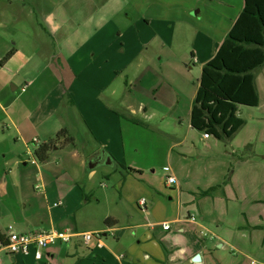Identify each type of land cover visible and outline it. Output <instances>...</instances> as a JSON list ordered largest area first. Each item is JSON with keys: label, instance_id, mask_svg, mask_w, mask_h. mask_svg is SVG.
I'll return each mask as SVG.
<instances>
[{"label": "crops", "instance_id": "1", "mask_svg": "<svg viewBox=\"0 0 264 264\" xmlns=\"http://www.w3.org/2000/svg\"><path fill=\"white\" fill-rule=\"evenodd\" d=\"M37 1L44 24L28 28L22 17L0 19V237L6 241L11 231L56 229L70 232L73 238L47 249L31 247L28 255L1 252V264L175 263L184 260L187 247L181 243L185 236L194 240L186 255L189 262L201 254L199 264H213V250L200 232L208 229L206 221L212 218L207 202L214 191L203 193L214 186L202 190L198 185L203 180L198 179L194 160L200 143L206 144L211 137L204 138L191 125L197 90L191 106L182 107L185 86L163 66L166 47H173L177 36L188 37L194 6L173 2L166 7L164 0H81L78 18ZM64 2L72 7L79 1ZM129 3L141 7L140 15L133 20L127 13L126 21L119 23L118 16ZM225 5L219 27L203 29L196 24L192 69L202 71L216 55L245 0H228ZM17 35H21L19 42L8 41ZM42 50L46 54L39 60ZM11 51L13 56L2 63ZM51 70L71 73L70 81L66 76L54 84L39 81ZM166 87L173 91V98L160 95ZM158 115L173 120L174 128L152 126L149 122ZM141 124L163 140L158 148L166 173L163 183L156 182L154 172L147 175L153 164H141L130 151L129 137ZM63 129L74 138L75 147L62 153L56 147L52 160L32 164L31 153ZM99 151L111 165L114 162L138 173L120 177L107 173L111 186H102L101 167L88 164ZM135 151L140 153L138 148ZM168 175L177 182L168 184ZM142 199L146 209L140 205ZM196 207L206 208L201 211V222L193 223L188 209ZM109 218L112 226L106 224ZM165 223L171 224L169 230H164ZM89 232H101V242L87 243L79 236ZM238 233L248 247L256 249L253 232L239 226ZM217 245L224 247L221 242Z\"/></svg>", "mask_w": 264, "mask_h": 264}, {"label": "rangeland", "instance_id": "2", "mask_svg": "<svg viewBox=\"0 0 264 264\" xmlns=\"http://www.w3.org/2000/svg\"><path fill=\"white\" fill-rule=\"evenodd\" d=\"M39 1L43 2V6L45 7L51 6V8H54L58 6L63 14L67 16L76 15L78 18L77 10L80 11L83 2L81 0H74L79 2L69 7L64 0ZM164 1L166 7H172L173 2H178L184 6H194L190 15L194 19L192 23L195 27L191 24V28H188L190 31L187 38L177 36L173 47L168 45L163 56V66L170 68V71L185 86L183 89L182 107L187 108V106H191V98L196 95V90L198 92V84L202 75L199 67L192 69L195 64L191 62L193 60L192 45L194 44L196 24L203 29L205 27L209 29L210 26L212 28L219 27L224 17L223 14L227 11L225 3L228 0ZM36 4H38L36 0H0V19L2 16L8 19L22 17L28 28L34 27L35 24H38L37 22L44 24V19L40 16ZM139 8L135 6V3H129L126 9L119 14V23H121L120 21H126L125 14L127 13L131 15L133 20L137 18L141 13ZM159 10L161 8L152 9L151 11L155 12ZM175 12L177 13L178 11ZM150 16L153 17L152 13ZM0 34H2V30H0ZM3 34L5 33L3 32ZM20 37L21 35L13 36L8 41L14 44L16 41H20ZM45 52L42 50L39 53V60L45 56ZM61 76H66V80L68 81L71 79V73H61L60 71L51 70L47 76H42L39 81H47L50 84H54L56 81L61 80ZM257 89L260 96L259 106L239 107V115L246 121V125L237 136L229 142L221 141L211 136V139L206 144L200 143L196 159L193 158L199 167L200 174L198 175V179L203 180L198 184L202 187V190L208 186H217L207 202L212 211V218L206 221L208 229L203 230L209 235L207 239L209 246L213 250L211 257L213 264H249L250 262L261 264L258 259L264 260V245H262L263 243L261 244L264 240V67L257 74ZM172 92L171 89L166 87L164 90H160V95L163 94L167 98H173ZM150 109H153V107L150 106ZM161 117V115H158L149 123L154 127L174 128L175 122L173 120H162ZM184 120L185 122L188 121L186 115L184 116ZM132 134L133 136H130L128 140L130 151L132 154L136 153L137 159L141 164H153V169H149L146 172L147 175H152L151 173L154 172L156 182L160 183L161 181L163 183L166 173L163 171L162 158L160 151H158V148L163 146L162 138L150 130L148 131L143 124H141V128L135 129ZM79 143L84 145L83 141L79 140ZM137 148L140 150L139 154L135 151ZM63 150L59 148L60 153ZM53 153L54 150L52 151ZM99 167L102 169L99 182L104 187L111 186L107 173L110 175L115 173L114 175L119 177L127 174L136 175L138 173H130L129 168L122 167L114 162L111 165L108 161H105ZM190 186L194 188V181H191ZM196 197L198 198L197 195H192L191 198L196 199ZM205 208L203 207L202 210ZM188 210H190V217H195L197 222H201L202 210L198 207L189 208ZM168 212L172 213L173 210L170 209ZM244 212L245 215H243ZM183 216H187V211ZM146 217L149 220H154L149 216ZM255 225L262 226V230L252 229ZM239 226H245L247 231L254 233L257 242L256 249L248 247L246 239L241 233H238ZM185 237L181 243V247H187L189 250L186 248L184 260L177 259L175 263L166 261L164 264L193 263L189 262V258L186 255L194 247V240L191 237ZM219 242L223 243L224 247L217 245ZM240 248H244L245 250Z\"/></svg>", "mask_w": 264, "mask_h": 264}, {"label": "trees", "instance_id": "3", "mask_svg": "<svg viewBox=\"0 0 264 264\" xmlns=\"http://www.w3.org/2000/svg\"><path fill=\"white\" fill-rule=\"evenodd\" d=\"M13 54L14 51L7 54L2 63ZM263 67L264 0H245L242 13L216 55L203 67L192 107V127L218 140L232 141L246 125L239 115V107H258L260 104L257 74ZM56 147H75V140L66 129L35 149L36 160L48 162ZM215 189L213 187L203 194L210 195ZM113 222L110 218L106 220L109 226ZM0 241L5 243L1 237ZM163 248L168 255L166 246Z\"/></svg>", "mask_w": 264, "mask_h": 264}, {"label": "built area", "instance_id": "4", "mask_svg": "<svg viewBox=\"0 0 264 264\" xmlns=\"http://www.w3.org/2000/svg\"><path fill=\"white\" fill-rule=\"evenodd\" d=\"M204 138L208 139L210 138L209 134H204ZM31 162L34 165L38 164V161L36 160L34 154L31 153ZM164 170L169 173V168L165 167ZM167 183L172 185L175 184L176 178L174 176L168 175L167 176ZM39 189V186L36 187ZM62 203L59 202L55 204V206H60ZM141 207L146 209V200L142 199L140 201ZM190 222H197V219L195 217L189 218ZM171 228L170 223L164 224V230H169ZM79 236H82L84 240L88 243L94 239H97L100 241L103 237V234L101 232L96 233H84L79 234ZM201 238H207L209 235L205 231L200 232ZM73 238V234H71L68 231H58L56 229L51 230H45V231H36L31 233H17L14 231H11L5 241H0V253L5 252L6 254H21V255H28L30 253L31 247H35L37 249H47L49 247L55 246L58 243H69L71 239ZM101 242V241H100ZM100 247H102V244L100 243ZM37 257L41 258V254L37 253ZM2 263L0 259V264Z\"/></svg>", "mask_w": 264, "mask_h": 264}, {"label": "water", "instance_id": "5", "mask_svg": "<svg viewBox=\"0 0 264 264\" xmlns=\"http://www.w3.org/2000/svg\"><path fill=\"white\" fill-rule=\"evenodd\" d=\"M105 161H107V158L104 156L103 151H99L98 153L94 154L90 159H89V165L93 168L100 166L103 164ZM193 262L196 264H199L202 262V257L201 254H196L193 258Z\"/></svg>", "mask_w": 264, "mask_h": 264}]
</instances>
